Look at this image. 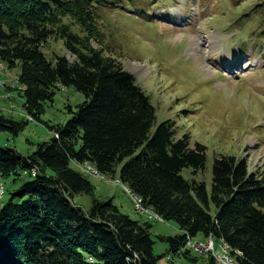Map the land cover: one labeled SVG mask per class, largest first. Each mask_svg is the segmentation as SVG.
Wrapping results in <instances>:
<instances>
[{
    "label": "trees",
    "instance_id": "16d2710c",
    "mask_svg": "<svg viewBox=\"0 0 264 264\" xmlns=\"http://www.w3.org/2000/svg\"><path fill=\"white\" fill-rule=\"evenodd\" d=\"M151 2L0 0V63L19 69L33 119L41 123L57 91L73 88L85 98L65 125L49 127L55 136L33 154L0 146V178L16 184L30 177L0 201V264H159L151 227L110 200L93 199L87 210L74 204L92 188L70 165L87 162L118 175L144 207L184 233L163 240L170 258L196 260L187 240L201 236L217 249L226 245L236 264H264V175L251 173L247 160L222 156L213 161L208 189L198 177L206 170L205 147L179 137L171 118L158 123L149 96L106 56L101 15L128 6L140 14ZM58 43L64 55L50 49ZM24 126L0 117V133L17 136Z\"/></svg>",
    "mask_w": 264,
    "mask_h": 264
},
{
    "label": "rangeland",
    "instance_id": "374dc122",
    "mask_svg": "<svg viewBox=\"0 0 264 264\" xmlns=\"http://www.w3.org/2000/svg\"><path fill=\"white\" fill-rule=\"evenodd\" d=\"M141 1L149 0L136 3ZM153 1L140 14L128 6L126 11L101 15L106 56L121 63L149 96L157 107L158 123L171 118L179 137L188 134L191 147H205L206 170L198 177L205 179L208 189L213 161L222 156L247 160L251 173L264 175V40L256 38L264 34V13L258 14L264 0ZM60 46L52 44L50 49L64 55ZM18 76V68L0 63V117L25 124L17 136L0 133V146L28 156L55 136L49 127L65 125L85 98L73 88L57 91L38 123L24 105ZM70 167L92 188L77 195L74 204L87 210L93 199L110 200L122 214L151 227L159 264H212L211 253L195 245L206 243L201 236L187 240L196 260L170 258L163 240L184 233L148 208L138 212L137 195L119 182L118 175L100 174L88 162ZM18 180L14 184L13 178H0V185H5L1 202L30 177L23 174Z\"/></svg>",
    "mask_w": 264,
    "mask_h": 264
},
{
    "label": "bare ground",
    "instance_id": "6f19581e",
    "mask_svg": "<svg viewBox=\"0 0 264 264\" xmlns=\"http://www.w3.org/2000/svg\"><path fill=\"white\" fill-rule=\"evenodd\" d=\"M198 43L199 42L192 44L193 52L196 51V49H197V47L199 45ZM0 183H2V182H0ZM4 186L5 185H2V184L0 185V201H1L2 197L5 196V187ZM134 202H135V207L138 210V212H141V213L144 212V209L146 207L143 206L142 200L139 197L135 196V201ZM205 244H209V245H203L202 246V243H195V245H197V247L199 249H204L205 253H211V255L213 256V258L215 259V262L217 264H224V261L230 262V264H236L234 259L230 256L229 248H227L226 245H225L226 247L224 246V247H220V249H217L212 238L208 239Z\"/></svg>",
    "mask_w": 264,
    "mask_h": 264
},
{
    "label": "built area",
    "instance_id": "2783aa9c",
    "mask_svg": "<svg viewBox=\"0 0 264 264\" xmlns=\"http://www.w3.org/2000/svg\"><path fill=\"white\" fill-rule=\"evenodd\" d=\"M203 245H209V244H202V246H203ZM202 246H201V247H202ZM224 264H230V262L224 261Z\"/></svg>",
    "mask_w": 264,
    "mask_h": 264
}]
</instances>
